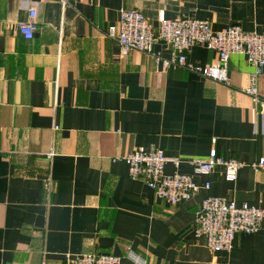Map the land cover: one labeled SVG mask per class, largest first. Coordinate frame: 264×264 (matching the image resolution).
I'll list each match as a JSON object with an SVG mask.
<instances>
[{
    "label": "crops",
    "instance_id": "crops-1",
    "mask_svg": "<svg viewBox=\"0 0 264 264\" xmlns=\"http://www.w3.org/2000/svg\"><path fill=\"white\" fill-rule=\"evenodd\" d=\"M37 4L33 39L19 32ZM162 18L237 25L264 33V0H0V264H64L92 252L121 264H264V219L214 252L195 231L207 196L264 208V104L244 92L255 68L232 54L230 85L181 66L164 67L173 48L124 55L107 36L123 10ZM217 52L195 44L188 61L208 66ZM264 92V68L256 80ZM163 149L194 175L197 194L176 205L133 178L124 156ZM215 148L243 163L237 181L221 167L194 173L188 160ZM210 187L205 188L206 181Z\"/></svg>",
    "mask_w": 264,
    "mask_h": 264
},
{
    "label": "built area",
    "instance_id": "built-area-1",
    "mask_svg": "<svg viewBox=\"0 0 264 264\" xmlns=\"http://www.w3.org/2000/svg\"><path fill=\"white\" fill-rule=\"evenodd\" d=\"M62 4L67 0H60ZM37 4L29 7V17L19 24V32L26 39H33L37 30ZM107 36L116 40L122 53L131 51L152 52L156 39H161L173 48L170 58L157 57L164 67L181 66L199 73L212 80L230 85L228 71L232 54H243L255 71L251 83L244 92L254 100L264 104V92L256 85V80L264 68V33L246 31L241 26L232 25L221 30H213L209 21L193 18H162L154 26L138 9L123 10L117 24L109 26ZM203 44L217 52L218 59L208 66H200L188 61V53L193 45ZM133 178H142L154 190L156 195L172 205L192 199L200 189L194 175L181 172H166V165L172 163L178 167L183 161L179 156H170L161 148L147 150L138 148L127 153L123 158ZM198 175H210L215 168L223 169L228 181H237L243 163L235 159H225L213 148L206 158L188 160ZM255 170H264V157L252 164ZM205 188L210 187L206 181ZM264 219V208L237 203L224 197L207 196L196 212L195 231L207 238V244L214 252H229L237 232L253 233L260 229ZM129 257L139 262H146L128 249ZM121 257L99 253H82L77 256L67 255L64 264H121Z\"/></svg>",
    "mask_w": 264,
    "mask_h": 264
}]
</instances>
